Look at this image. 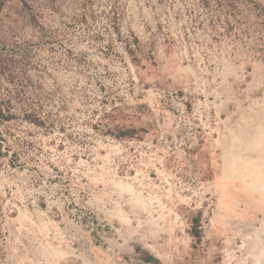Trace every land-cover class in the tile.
<instances>
[{"label":"rangeland","instance_id":"rangeland-1","mask_svg":"<svg viewBox=\"0 0 264 264\" xmlns=\"http://www.w3.org/2000/svg\"><path fill=\"white\" fill-rule=\"evenodd\" d=\"M0 104V264H264V0H0Z\"/></svg>","mask_w":264,"mask_h":264},{"label":"trees","instance_id":"trees-1","mask_svg":"<svg viewBox=\"0 0 264 264\" xmlns=\"http://www.w3.org/2000/svg\"><path fill=\"white\" fill-rule=\"evenodd\" d=\"M4 113H5L4 112V108L0 104V119L4 120V119H8V118L11 117V116H5ZM25 119L28 120L29 122H32V123L36 124V125H41L42 124V122L39 120V118H37L36 116H34L32 114H26L25 115Z\"/></svg>","mask_w":264,"mask_h":264}]
</instances>
